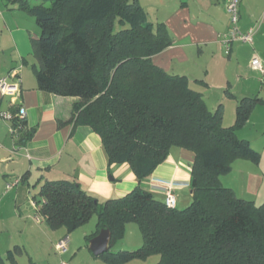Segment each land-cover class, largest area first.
Segmentation results:
<instances>
[{
	"label": "trees",
	"instance_id": "obj_1",
	"mask_svg": "<svg viewBox=\"0 0 264 264\" xmlns=\"http://www.w3.org/2000/svg\"><path fill=\"white\" fill-rule=\"evenodd\" d=\"M4 5L34 17L40 29L31 41L38 88L78 98L70 120L100 136L109 165L128 163L141 180L171 147L195 155L191 201L183 208L168 207L140 187L100 201L77 179H58L44 181L32 194L34 216L50 229L71 232L95 214L96 231L86 240L109 229L108 250L95 255L105 264L152 254L159 255L156 264H264V201L238 197L220 180L235 159H260L236 134L263 103L259 95L241 97L234 123L224 126L221 104L210 110L185 75L153 63L172 37L163 22L148 21L137 0H4ZM18 108L10 117L21 144L29 133ZM128 223L138 226L141 245L110 251ZM19 251L0 253V264H17Z\"/></svg>",
	"mask_w": 264,
	"mask_h": 264
},
{
	"label": "crops",
	"instance_id": "obj_2",
	"mask_svg": "<svg viewBox=\"0 0 264 264\" xmlns=\"http://www.w3.org/2000/svg\"><path fill=\"white\" fill-rule=\"evenodd\" d=\"M225 4L226 0H161L159 6L166 11L156 20L166 25L172 43L154 54L152 61L166 71L185 75L189 86L202 93L210 110L221 104L224 126L234 123L236 104L241 97L256 94L262 98L263 103L252 109L245 125L236 132L260 153L259 161L237 158L231 169L220 176L221 183L232 188L238 197L260 204L264 201V82L263 75L251 66V59L257 56L264 66V0H239V29L247 31L255 26L257 30L251 43L230 42L228 49L222 41L229 28ZM39 33L31 14L8 9L4 0H0V78L8 76L10 81H18L20 87L13 101L0 94V174L3 176L0 228L7 229L9 220H23V228L35 227L48 234L53 245L66 236L60 229L69 233L64 227L53 230L32 224V192L46 180L77 179L100 201L122 196L136 187L164 200L166 190L170 189L176 207L188 205L194 152L171 147L166 159L141 180L128 163L109 165L100 136L70 120L72 106L78 98L38 88L32 67L37 61L32 55L31 41ZM18 106L25 108L24 130L29 133L21 144L12 132L10 117ZM16 178L19 182L7 189L6 185ZM17 242L20 241L10 242L7 253L16 247L21 251L22 246ZM29 261L32 262L31 257Z\"/></svg>",
	"mask_w": 264,
	"mask_h": 264
},
{
	"label": "rangeland",
	"instance_id": "obj_3",
	"mask_svg": "<svg viewBox=\"0 0 264 264\" xmlns=\"http://www.w3.org/2000/svg\"><path fill=\"white\" fill-rule=\"evenodd\" d=\"M137 1L141 5L144 15L147 17L148 21H153V23H157L158 20H156V17H162L166 11L165 7L159 6V2H161V0ZM159 21L161 22V20ZM2 179L3 176L0 174V182ZM35 191H37V189ZM35 191L32 193H35ZM2 193L3 189L0 187V195H2ZM8 196H10V194ZM15 219L6 222L7 229L0 228V253L3 257L6 256L10 242L15 240L20 241L17 242V244L22 246L21 251L17 252L16 255L18 264H61L62 261L66 264H104L102 259L94 257L92 252L89 250V241L86 240L85 236L89 235V233L95 231L96 229L95 214L87 223L69 233H66L64 229H60L64 232V235L68 236L69 239L66 250L63 253L57 251L54 245L49 242L50 236L48 234L44 235L42 232L35 229V227H30L29 229L26 227L23 228V226H25L24 221ZM31 220L32 224L35 226H40V228H44V226H46L42 220L41 222H37L34 214L31 215ZM30 222H26V224H29ZM141 243L142 237L138 226L135 223H128L125 235L110 247V251L135 249L139 247ZM29 257H31L32 262L29 261ZM158 259L159 255L152 254L146 259H136L125 264H156Z\"/></svg>",
	"mask_w": 264,
	"mask_h": 264
},
{
	"label": "built area",
	"instance_id": "obj_4",
	"mask_svg": "<svg viewBox=\"0 0 264 264\" xmlns=\"http://www.w3.org/2000/svg\"><path fill=\"white\" fill-rule=\"evenodd\" d=\"M238 5L239 0H226L225 9L229 15V28L223 34L222 41L226 47L229 48L230 42H243V43H251L252 42V35L257 30V27H250L247 31H241L238 27ZM251 66L258 70L261 74L264 73V66L262 61L257 57L253 56L251 59ZM8 76L0 78V94L4 96H9L11 100H15V97L18 96L20 92L19 82L18 81H10ZM25 108L23 106H19L18 108V115L20 118L25 116ZM13 131V129H12ZM19 179L16 178L13 182L8 183L6 188L9 189L13 185L17 184ZM164 203L168 207H174L176 205L175 197L170 189L166 190V194L164 197ZM33 207L35 208V204L32 203ZM35 220L37 222H41V218L39 216H35ZM68 236H63L55 243L54 247L60 253H63L66 250V246L68 244ZM61 264H66L65 262H61Z\"/></svg>",
	"mask_w": 264,
	"mask_h": 264
},
{
	"label": "water",
	"instance_id": "obj_5",
	"mask_svg": "<svg viewBox=\"0 0 264 264\" xmlns=\"http://www.w3.org/2000/svg\"><path fill=\"white\" fill-rule=\"evenodd\" d=\"M110 231L108 228H102L99 232L90 238L88 248L93 255H100L109 248Z\"/></svg>",
	"mask_w": 264,
	"mask_h": 264
}]
</instances>
